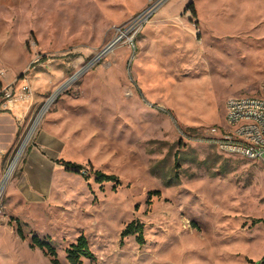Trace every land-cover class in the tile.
<instances>
[{
  "label": "rangeland",
  "instance_id": "374dc122",
  "mask_svg": "<svg viewBox=\"0 0 264 264\" xmlns=\"http://www.w3.org/2000/svg\"><path fill=\"white\" fill-rule=\"evenodd\" d=\"M0 68L32 90L0 110V264H52L34 234L60 264L81 234L83 264H264V161L216 140L264 80V0H0Z\"/></svg>",
  "mask_w": 264,
  "mask_h": 264
},
{
  "label": "built area",
  "instance_id": "2783aa9c",
  "mask_svg": "<svg viewBox=\"0 0 264 264\" xmlns=\"http://www.w3.org/2000/svg\"><path fill=\"white\" fill-rule=\"evenodd\" d=\"M5 70L0 68V73ZM27 81L19 88L9 84L3 89L0 110H13L16 102L30 100ZM226 125L216 138L221 150L264 161V80L255 94L233 96L226 103ZM1 152V145H0Z\"/></svg>",
  "mask_w": 264,
  "mask_h": 264
},
{
  "label": "trees",
  "instance_id": "16d2710c",
  "mask_svg": "<svg viewBox=\"0 0 264 264\" xmlns=\"http://www.w3.org/2000/svg\"><path fill=\"white\" fill-rule=\"evenodd\" d=\"M193 11H195V8H193ZM1 85L2 83L0 81V86ZM57 161L61 163L67 170L86 174V170L83 171L85 166L81 163L65 159H58ZM90 174L94 175L95 181L98 183L114 182L117 185L120 184V178L116 174L106 173L100 169L94 168L90 170ZM156 193L159 194L160 191H156ZM17 224V231L19 236L25 239V234L19 220H17ZM144 233V222L131 221L122 230L121 237L122 239H124L126 236L136 235L137 241L140 244H143L145 242ZM30 245L32 247H38L43 250V252L50 257L52 264H60L58 251L50 240L42 238L37 234H34L31 238ZM66 252L67 259L70 264H83V258L95 259V254L92 251L88 238L85 234H81L76 242L71 243V245L66 249ZM254 264H258V262H254Z\"/></svg>",
  "mask_w": 264,
  "mask_h": 264
},
{
  "label": "water",
  "instance_id": "95a60500",
  "mask_svg": "<svg viewBox=\"0 0 264 264\" xmlns=\"http://www.w3.org/2000/svg\"><path fill=\"white\" fill-rule=\"evenodd\" d=\"M114 42L107 48L105 49L102 53H104L105 51H107L109 48H111L113 46Z\"/></svg>",
  "mask_w": 264,
  "mask_h": 264
},
{
  "label": "bare ground",
  "instance_id": "6f19581e",
  "mask_svg": "<svg viewBox=\"0 0 264 264\" xmlns=\"http://www.w3.org/2000/svg\"><path fill=\"white\" fill-rule=\"evenodd\" d=\"M3 185H4V184H2L1 187H0V193H1L2 189H3V187H4Z\"/></svg>",
  "mask_w": 264,
  "mask_h": 264
}]
</instances>
